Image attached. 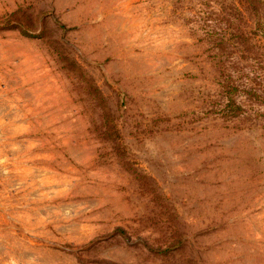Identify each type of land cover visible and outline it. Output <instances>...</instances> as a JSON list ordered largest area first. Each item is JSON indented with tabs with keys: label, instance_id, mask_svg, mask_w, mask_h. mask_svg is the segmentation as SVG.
Returning <instances> with one entry per match:
<instances>
[{
	"label": "rangeland",
	"instance_id": "374dc122",
	"mask_svg": "<svg viewBox=\"0 0 264 264\" xmlns=\"http://www.w3.org/2000/svg\"><path fill=\"white\" fill-rule=\"evenodd\" d=\"M0 264H264V0H0Z\"/></svg>",
	"mask_w": 264,
	"mask_h": 264
}]
</instances>
